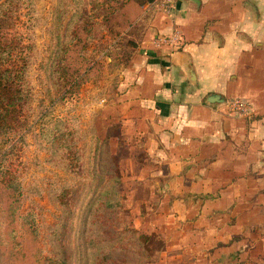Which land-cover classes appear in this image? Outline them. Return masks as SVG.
Wrapping results in <instances>:
<instances>
[{
    "label": "crops",
    "instance_id": "1",
    "mask_svg": "<svg viewBox=\"0 0 264 264\" xmlns=\"http://www.w3.org/2000/svg\"><path fill=\"white\" fill-rule=\"evenodd\" d=\"M171 2L170 12L142 7L124 32L129 59L97 116L126 153L125 176L170 210L178 243L165 256L255 264L264 257V0ZM235 100L248 117L231 112Z\"/></svg>",
    "mask_w": 264,
    "mask_h": 264
},
{
    "label": "rangeland",
    "instance_id": "2",
    "mask_svg": "<svg viewBox=\"0 0 264 264\" xmlns=\"http://www.w3.org/2000/svg\"><path fill=\"white\" fill-rule=\"evenodd\" d=\"M110 7L117 8V5L109 3V0H0V26L5 23L0 31L5 35V40L0 45L13 50L9 60L0 65V71H12L22 61L28 60V70L22 80L24 90L33 96L31 108L35 110L34 116L39 115L42 108L50 111L49 116L41 123L31 115L18 116L17 135L14 138L16 141L23 138V141L5 145L11 153L3 166L8 167L9 172H17L18 180L25 190L21 198V210L35 214L43 236L47 227L54 224V216L59 215L56 211L58 205L49 199L48 191L51 193L62 186L73 189L76 191L74 201L69 202L67 207L84 209L90 196L103 187L104 183L99 184L101 177L107 179L105 172L110 171V176L119 179V185L115 186L120 192V208L111 214L109 227L114 233L123 229L126 231V260L123 264H187L191 259L188 256H165V248L174 250L172 248L178 243V238L171 232L174 227L166 223L169 221L165 214L170 210L153 206L159 200L157 194H151L153 202H149V194L147 196L139 192L138 185L135 184L137 181L125 176L121 159L126 153L120 146L108 142L104 123L97 116L98 105L104 103L101 101L106 92L115 87L116 78L120 75L118 71L126 65L130 54L124 37L126 30L117 31L119 29L115 26L110 24L111 28L102 20L106 9ZM73 14L75 15L71 17ZM66 24L69 29L64 34ZM95 26V32H86ZM74 34L79 40H74ZM67 40H71V45L66 44ZM61 43L64 45L61 49L63 54L74 45L80 46L82 59L88 62L83 65L74 59L69 64L54 66L53 54H56ZM78 51L76 57L79 55ZM70 57L74 58L75 55L70 54ZM60 59L65 61L63 57L58 60ZM86 72L83 84L64 97L71 89L69 82ZM56 118L65 124L61 131L70 129L75 134L74 147L54 158L47 150L49 145L46 142L51 137L43 140L40 130ZM51 126L52 124L49 125ZM53 129L57 133L55 126ZM111 134L116 136L118 132L112 130ZM71 139L67 143L71 144ZM105 139L106 143L103 144ZM101 162L107 164L103 165ZM35 188L40 189L41 195L36 193ZM66 196L70 198L72 194L68 193ZM250 196L248 192L243 197L250 199ZM145 201H148L147 207ZM156 223L161 225V230L156 229L155 233L148 229L147 224L151 226ZM250 227L251 225L248 228ZM81 229L82 225L78 221L72 225V230L66 228L63 244L72 246L75 237L82 232ZM162 229L167 232L160 233ZM40 240L46 242L42 238ZM250 244L251 241H244L243 249L252 248ZM39 246L46 253L50 251L49 242L45 246ZM28 248L31 252L35 251L34 243ZM71 249L74 251L73 246ZM245 257L244 253V259ZM253 259L255 264H264V257L254 256ZM228 261L235 263V260ZM6 262L4 264H9ZM246 263L250 264L251 260Z\"/></svg>",
    "mask_w": 264,
    "mask_h": 264
},
{
    "label": "trees",
    "instance_id": "3",
    "mask_svg": "<svg viewBox=\"0 0 264 264\" xmlns=\"http://www.w3.org/2000/svg\"><path fill=\"white\" fill-rule=\"evenodd\" d=\"M155 1L109 0L111 4L116 3L117 8L110 7L106 9V15L102 20L109 26L110 24L112 27L115 26V28L119 29L117 31L124 32L137 19L140 9L146 5L153 4ZM4 24L0 26V31ZM68 29L69 26L66 24L64 26V34L68 32ZM94 30H96V26L94 28L90 27L86 32H95ZM74 36V40L78 39L75 34ZM4 40L5 35L0 32V42ZM66 44L71 45V40H67ZM63 47V44L61 47L59 45L56 54H53L52 63L54 66L60 65V63L69 64V61L74 59L79 60L83 65L88 62L82 59L80 46L74 45L65 50L64 54L67 57L61 51ZM12 51V48L0 45V65L5 64L9 60ZM77 51L79 55L76 57ZM70 54L75 55V57L71 58ZM60 57H63L65 61L58 60ZM21 63L20 66L12 71L3 69V71H0V264L7 263L6 261L9 264H123L126 260L124 243L126 231L123 229L119 233H114L109 227L111 214L114 213V210L120 208V192L115 186V184L119 185V179L110 176V171L105 172L107 179L101 177L99 184L104 183L103 187L100 191H96L90 196L84 209L81 207L76 210L75 208L70 209V207H67L70 205L69 202L74 201L75 190L62 186L51 193L48 191L49 199L58 205L56 211L59 215L54 216L55 222L52 226L47 227V230L44 231L45 233L43 232L44 236L41 233L42 227L38 225L35 214L21 210V198L25 190L18 180L17 172H9V168L3 166V163L8 161L11 153L10 149L5 145H13L23 141V138H19L18 141L14 138L17 135L16 128L18 125L16 121H18L20 114L31 115V117L37 118L40 123L50 114V111L48 112L42 108L41 112L38 113L39 115L34 116L35 110L31 108L33 96L29 91L24 90L25 84L22 80L30 62L24 60ZM88 72L72 79L69 82L70 91L63 96L66 97L75 88L78 89L86 80ZM51 124L52 126L49 127ZM49 125L41 128L40 135L43 140H46L49 136L51 137L46 142L49 145L47 150L50 152L51 157L56 158L63 154L64 151H69L71 147H74L73 138L75 131L70 129L61 131V127L65 128V124L57 120V118L52 120ZM54 126L58 134L54 132ZM37 138L36 140H40ZM70 138H72L70 140L71 144L70 142L67 143ZM105 143L106 140L103 141V144ZM101 163L103 165L107 164V162ZM35 190L37 194L41 195L39 193L40 189L35 188ZM68 193L72 194L70 198L66 196ZM77 221L79 225H82V232H79L75 237L72 245L73 251L71 244H63L64 240L62 238L66 234V228L69 227L72 230V225ZM41 238L46 242L43 243L40 240ZM47 242L50 245L48 253L45 252L44 248L40 249L39 246L42 244L45 246ZM33 243L35 251L31 252L28 246L33 245Z\"/></svg>",
    "mask_w": 264,
    "mask_h": 264
},
{
    "label": "built area",
    "instance_id": "4",
    "mask_svg": "<svg viewBox=\"0 0 264 264\" xmlns=\"http://www.w3.org/2000/svg\"><path fill=\"white\" fill-rule=\"evenodd\" d=\"M155 4L159 7L160 11L170 12L173 8L171 0H156ZM160 41L162 43H172L176 40L170 41L169 39L163 38ZM229 108L231 112L235 113L236 115H239L240 117H248L250 115L249 107L241 101H231L229 103Z\"/></svg>",
    "mask_w": 264,
    "mask_h": 264
},
{
    "label": "water",
    "instance_id": "5",
    "mask_svg": "<svg viewBox=\"0 0 264 264\" xmlns=\"http://www.w3.org/2000/svg\"><path fill=\"white\" fill-rule=\"evenodd\" d=\"M220 101H222V100H218L217 98H211L210 103L214 104V103H218Z\"/></svg>",
    "mask_w": 264,
    "mask_h": 264
}]
</instances>
